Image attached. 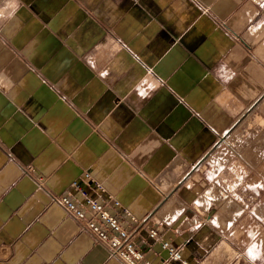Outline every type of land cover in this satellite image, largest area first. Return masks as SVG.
I'll use <instances>...</instances> for the list:
<instances>
[{
  "label": "crops",
  "instance_id": "crops-1",
  "mask_svg": "<svg viewBox=\"0 0 264 264\" xmlns=\"http://www.w3.org/2000/svg\"><path fill=\"white\" fill-rule=\"evenodd\" d=\"M263 95L264 0H0V264H122L54 201L83 172L145 259L264 264Z\"/></svg>",
  "mask_w": 264,
  "mask_h": 264
},
{
  "label": "built area",
  "instance_id": "built-area-1",
  "mask_svg": "<svg viewBox=\"0 0 264 264\" xmlns=\"http://www.w3.org/2000/svg\"><path fill=\"white\" fill-rule=\"evenodd\" d=\"M92 183L94 184L90 173L83 172L69 184L70 189L75 193L60 194L54 198V201L77 224L87 229L96 242L107 249L111 257L116 258L122 264H156L144 258V254L132 240V233L118 214L122 213L133 223H138V221L126 209L122 208L118 201L111 200L110 206L107 199L91 197L88 188ZM98 190L103 192L100 187ZM76 194L81 199H77ZM111 208L114 211L111 212ZM148 237L150 240L159 241L161 248L165 250L166 258L158 264H189L182 258L180 249L160 238L155 228H149Z\"/></svg>",
  "mask_w": 264,
  "mask_h": 264
},
{
  "label": "rangeland",
  "instance_id": "rangeland-1",
  "mask_svg": "<svg viewBox=\"0 0 264 264\" xmlns=\"http://www.w3.org/2000/svg\"><path fill=\"white\" fill-rule=\"evenodd\" d=\"M257 106L259 108L264 109V95L262 98L257 102ZM251 112H246L241 116L237 124L225 135L221 138V142H226L229 145H237L243 144V141H246L248 136L251 135L250 133V126L252 125V121L254 120L252 116H250ZM251 117V118H250ZM255 120L258 123H263L260 120V117H256ZM242 150V149H241Z\"/></svg>",
  "mask_w": 264,
  "mask_h": 264
},
{
  "label": "bare ground",
  "instance_id": "bare-ground-1",
  "mask_svg": "<svg viewBox=\"0 0 264 264\" xmlns=\"http://www.w3.org/2000/svg\"><path fill=\"white\" fill-rule=\"evenodd\" d=\"M261 120V119H260ZM263 122V120H261ZM262 140V139H261ZM258 153V152H257ZM172 196V195H171Z\"/></svg>",
  "mask_w": 264,
  "mask_h": 264
}]
</instances>
